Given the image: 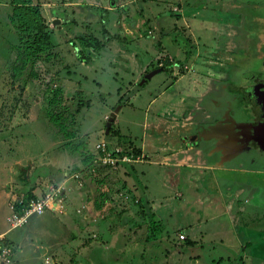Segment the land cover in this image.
Returning a JSON list of instances; mask_svg holds the SVG:
<instances>
[{
	"label": "rangeland",
	"instance_id": "obj_1",
	"mask_svg": "<svg viewBox=\"0 0 264 264\" xmlns=\"http://www.w3.org/2000/svg\"><path fill=\"white\" fill-rule=\"evenodd\" d=\"M34 2L41 6L55 48L49 60L42 56L29 62L15 77L11 68L17 56L14 47L20 40L12 22L11 0H0V232L8 229L9 239L13 238L9 242L15 246L6 257L0 256V264H46L40 238L48 244L60 243L56 253L61 264H264V255H261L264 236L256 234L260 227L250 223L238 232V238L231 230L230 220L240 219L243 216L239 213L246 210L238 212L235 205L225 207L222 201L214 210L206 205L201 207L198 199H193L194 195L198 197L197 193L184 192L181 198L183 188L178 185L180 181V186L197 187V178L202 179L207 173L191 171L195 167L187 166L197 162L185 152L187 145L183 137L190 131L197 133L199 121L212 118L206 110L213 108L216 112L217 107L229 105L241 96L240 82L247 86L252 74L264 76V59L261 60L264 57V0ZM56 20L59 22L55 23ZM82 39L88 44L82 43ZM30 72L37 76H31ZM149 73L152 76L146 79ZM245 75V80H240ZM58 90L62 101L53 106L50 100ZM245 93L251 95L253 104L264 109L255 87L248 86ZM245 109L243 113L251 118V109L247 106ZM56 111H62L59 123L52 120ZM109 122V133H106ZM103 142L140 158L131 164H105L100 161L96 147ZM254 145L264 150L261 144ZM52 160L65 172L52 175L55 183L46 182L35 188L33 194L51 195L56 203L51 211L63 213L67 211L68 199L64 197L63 184L58 182L69 178L66 187L77 185L84 191L80 193L77 225L79 228L82 225L79 232L93 241L92 246L85 245L86 241L79 239L81 234L73 228L66 229L61 221L38 220L36 224L17 228L9 221L12 211L7 203L11 192H7L6 186L12 185L17 195L26 194L21 171L14 163H22V169L29 166L32 175L39 171L38 165H53ZM245 160L239 166L241 169L264 167L263 160L259 163ZM236 179L239 188L233 192L234 201H229V205L251 183L254 193L260 192V198L264 197V172L254 176L238 173ZM168 182L173 185V199L165 196ZM225 186L230 189L237 185L230 187V183H225ZM140 193L145 195L143 201L157 199V217L164 216L170 242L178 243L179 229L183 227L188 232L189 223L193 224V230L197 228L190 231L191 236L204 232L199 235L197 246L189 248L191 253L183 252L163 236L160 241L163 246L147 240V223L135 217ZM242 195L239 199L247 205L249 195ZM169 198L172 203L168 202ZM259 199L256 201L261 203ZM95 202L101 206L91 210ZM121 207L128 209L130 226H127L130 239L125 245L126 253L117 240L112 241L111 235L108 240V235L102 232L108 217H115ZM91 213L98 222L93 221ZM231 216L234 217L231 219ZM42 217L33 215L30 220ZM111 221L116 225L118 218ZM211 231L220 237L232 233L234 239L226 242L229 246L225 247L217 243L220 253L225 250L221 254L205 257L198 248L200 243L210 246L211 241L203 237ZM72 235L79 240L73 241L78 250L67 248L68 243L64 246L63 239L70 240ZM185 239L180 238L187 245L195 241L189 235ZM106 240L114 243L105 248ZM249 243L260 245L254 249L255 255L251 254L253 248L247 247ZM18 244L25 253L16 248ZM47 256L54 258L51 254Z\"/></svg>",
	"mask_w": 264,
	"mask_h": 264
},
{
	"label": "crops",
	"instance_id": "obj_2",
	"mask_svg": "<svg viewBox=\"0 0 264 264\" xmlns=\"http://www.w3.org/2000/svg\"><path fill=\"white\" fill-rule=\"evenodd\" d=\"M233 91H234V88H233ZM215 106H214V108H215ZM211 110L208 109V112L209 111L211 112ZM189 122H190L189 124H191V121H189ZM206 122H207V120H206ZM204 123H205V120L202 121V122L201 121L198 122L197 127L199 128V124L204 125ZM204 132H205V130H204ZM206 132H205V134H203V133L202 134L203 135L207 134L208 136H204V137L199 136V138H196V139L193 138L192 140H189V141L185 140L184 141V143L187 145V149H185L186 150L185 152L188 153V156H189L190 159L196 160V162H197V164H194V163L192 165H188L187 164V166L189 168H194L195 167V169H191V171L196 170L198 172L202 171V172H207V173L202 175L203 176L202 179H198L197 178V187H194V188L193 187H189V186H184V185L180 186V184H182V182L180 183V181H178L179 187L183 188L182 189V191H183L182 194L183 195H182L181 198L184 197V192H188V194L193 192L194 194H196V193L198 194V197H196V195H194L193 199H195V200L198 199L199 203L201 204V207L206 205L209 208L214 210V207H217L216 205L219 202L222 201V204L225 207L231 208L233 205H235L237 207L238 212H240V210H243V211L246 210V212H244V213H239L243 217H240V219H237L236 221H234L232 219L234 216H231V219H232V220H230L231 226H232L231 230L235 232V235L238 238V235H237L238 232H240V231L242 232L243 228L247 227L248 225H250V223H252L256 227H260L256 231V234H259V236L262 238L264 236V227H261L260 225L264 224V200H263L264 197L260 198V196H259L260 192H259V194L257 192L254 193L253 187L251 189V186H252L251 184L252 183L250 184L249 187L246 188L247 189L246 191H242V193L240 194V195L243 194L242 196L249 195L248 197H246L247 205H245L246 202L243 203V200L239 199L240 195H238V198L236 199V201L233 204L231 203L229 205V201H231V200L234 201L233 200L234 198H231L233 192H235L239 188L238 187V182L239 181L236 179L238 173H240V174H248L250 176H254L255 174H258L260 172H264V167H262L261 170H251V169L244 170V169H241V167H239V166H241L242 163L244 161H246L245 160L246 158L251 160L254 163H259V161L262 160V159L261 158H254L252 156L251 152H250L251 155L245 152L244 153V157H241L242 153H240L239 155L229 154L227 152V150H226L227 147H225V144H224L225 141L221 138V135H220L219 132L215 133V131H213V129L212 130L211 129L206 130ZM190 133H191V131L188 132L185 136H188ZM57 148L60 150L59 146H57ZM60 153H62V152H60ZM51 162L53 163V165H49V163H43L41 165H38V169H39V167L43 166L46 169L48 168L50 170H49V173L46 176H39L38 178H36L34 184L32 183L33 185H36L35 188H37V187L39 188L40 186H43L44 184L46 185V182H47V184H50V183L54 184L55 183L54 179H52L51 176L52 175H58V173L62 172V171L65 172L62 169V167H59V165L57 166L58 162H56V160H52ZM207 163H209V164H207ZM129 164H131V163H129ZM33 165H34L33 167L36 166V164H34V163H33ZM14 166L18 167V169H22L24 167V165L22 163H20L19 161L15 162ZM67 166H66V168H67ZM263 166H264V163H263ZM258 169H260V168H258ZM35 170H37V168H35ZM225 174H230V175L228 177ZM224 178H226L225 181H224ZM207 180L212 181L214 184H209L207 182ZM202 181H204L205 184L202 185L201 184ZM58 183H61L64 186L63 187L64 190H65L64 197L66 196L67 199H68L67 200V206L68 207L66 209L67 211H64L62 213V212H60L58 210L51 211L52 210L51 209V210L46 211L45 214L36 215V216H44V217H46V219H44V217H42V218H37V219H34V220H32V219L30 220V218L33 216L32 215L29 218V220H28V222L26 224L30 226L31 224H36L35 221H38V220H47V222L48 221H57V222L61 221L62 222L61 225L62 226H66V229L67 228H69V229L73 228V230L75 232L81 234V238H79V239L80 240L83 239L84 241H86L85 245H88V246L91 245L92 246V242L93 241L91 239L88 240L87 238L82 237V236H84L83 233L79 232V230L82 227V225L80 226V228L77 225V221H78L77 217L80 216L78 214V212H79L78 203L81 201V198H80L81 194L80 193H83L84 191L80 190L77 185H73L74 187L73 186L66 187V185L69 184V178H63ZM184 183H187L186 180H184ZM225 183H230V185H231L230 187H233L234 183H236L237 186L228 189L229 186H225ZM167 184H168V186L165 187L166 190H167L165 196L167 195V197L171 198L172 197L171 193H173V191H172L173 185L170 182H168ZM205 185H206V187H204ZM26 186L27 185H25V187ZM12 187H13L12 185L11 186H9V185L6 186L7 192L8 193L11 192V198L10 199L8 198L9 200H8V203H7V206L9 208V210H10V205L14 201H16L18 199H21L22 197L25 196V195H22V194L21 195L20 194L17 195V191H15V188L12 189ZM34 190H36V189H34ZM258 190H259V188H258ZM25 191H26V189H25ZM206 195H209L210 198L208 196H206ZM35 197H39V196L35 195ZM143 198H145V195H142V193H140V195L138 196V200L139 201H138V204L136 205L139 208V211L136 212L135 217L140 218L142 221H145L147 223V224H145V227L147 228V232H149L148 236L146 237L147 240L154 241L155 243L160 245V241H162L161 239H163V237H165L166 240H168L170 244H174V246L179 247V248L181 247L183 252L187 251V254L191 253L189 248L197 246V244L199 243L200 238H201L199 235H204L203 234L204 232H200V234H198V232H197L196 234H193L191 236L190 231L193 232L197 228L195 230H193V228H194L193 224L189 223V224H187L188 232H185L183 227H181L179 229L180 232H178L177 235H180L179 233L184 234L185 237H186V235L187 236L189 235L190 238L195 240L196 242L194 241V243L192 245H187L186 242H185L186 239L184 238L185 240H180L179 236H177L178 243H174L172 241L170 242V239H169V236H168V232H167V235H166V227H165V224L163 223L164 216H163L162 219L160 217H157V212H158L157 211L158 207H156V206H158L157 205V199H155V201H153V199L149 197L150 198L149 200L143 201ZM170 198L168 199V202L172 203L173 197H172V199H170ZM256 198H258V199L260 198L262 202L260 203V202L256 201ZM154 203L156 205L152 208L151 206H153ZM100 206H101V204H100ZM100 206H99V204L96 205V202H95V205L92 206L91 210H95V207L96 208H100ZM120 209H121V211H119V213H117V215L115 217H112V218L108 217L109 221H107V222L103 221V223L105 222L104 224L106 226V229H105V231L102 230V232H104V233H106L108 235V238H107L108 240L110 239V235L112 236L111 237L112 241L116 242V240H117L118 245L121 246L124 249L123 251L126 253L127 249H126L125 245L128 244L127 240L130 239L128 237V233H130L128 227H130V226H128L129 223H127V218L128 217H127V214H126V212H128L127 211L128 209L126 207H121ZM150 211L152 213H150ZM154 213H155V215H154ZM249 213H253L252 215H250L251 219H247ZM188 214H190V212H188ZM91 217H92V219H94L93 220L94 222L97 221L94 218V217H96V215L92 216V213H91ZM252 217H254V219H252ZM114 218L115 219L118 218V223L116 225L113 224L114 223L113 221H111V220H114ZM200 218H201V215H200ZM161 221H162V223H161ZM199 222H204V221L199 220ZM87 223L90 224L91 222L87 221ZM159 223L161 224V226H159ZM26 224H24V225H26ZM93 224H95V223H93ZM238 224H240V228L238 227ZM86 228H88V227L86 226ZM164 228H165V230H164ZM88 229H90V228H88ZM91 230H93V228ZM156 230H158V232H156ZM8 231H9L8 229H2L1 232H0V236H2V235L4 236L5 234H7V237H8V233H7ZM119 234L122 235V238L120 237V239H118L119 238ZM98 235H99V233H98ZM213 237H217V238H220V239L213 238ZM89 238H90V236H89ZM203 238H205L204 239L205 241L206 240L211 241V244H210L209 247H206L202 243H200V245H199L198 251L200 253L204 252V256L205 257L208 256V255H210V256L214 255L215 256V254L220 253L218 251L217 243L218 244H223L224 247H225V246H229V245H225L226 242H232L233 239H234L232 233L230 235L226 234V235L220 237L218 235L214 236L212 231L206 237L204 236ZM11 239H13V238H10V240ZM40 239H41L40 246L43 247L42 249L44 250V253L46 254V264H61L58 261L59 256L57 257V253H56V250L60 247V243H57V241H55L56 243L53 242L51 244H48V242H44L42 238H40ZM125 239H126V241H125ZM66 240L63 239L64 246H65V243H68V244H66V246L68 245L67 248H69L70 250L74 251L76 249L77 250L79 249V247H76V249L74 248L75 247L74 242L76 240H78V238L75 235H72L70 240L69 239L67 241ZM11 241H13V240H11ZM121 241H123V242L121 243ZM19 242H20V240H19ZM111 242H108L106 240V242H105L106 243V245H105L106 247L105 248L109 247V244H111ZM114 242H112V243H114ZM182 242H184V245L182 244ZM105 243H103V244H105ZM161 245L163 246V243H161ZM64 246H63V248H66ZM82 247L84 248V246H82ZM247 247L249 249L253 248V249H251V251H252L251 254L255 255L256 253L254 252V249L255 248H259L260 245L259 244L254 245V243H249L247 245ZM14 248H15V246H14ZM16 248L21 253L22 252L25 253V251L23 250L22 246L20 247L19 244L17 245ZM156 250L158 251L159 249L157 248ZM223 251H225V250H223ZM226 252H228V251H226ZM49 253L52 256H54V258H50L51 256H47V255H50ZM261 255H264V251H262ZM200 258H201V256H200ZM9 260H10V258H9Z\"/></svg>",
	"mask_w": 264,
	"mask_h": 264
},
{
	"label": "trees",
	"instance_id": "obj_3",
	"mask_svg": "<svg viewBox=\"0 0 264 264\" xmlns=\"http://www.w3.org/2000/svg\"><path fill=\"white\" fill-rule=\"evenodd\" d=\"M11 4L13 7L12 22L16 31L18 32V37L20 40L19 45L17 44L14 47V49L17 51V56L15 61L12 63L11 68L13 71V76L16 77L27 67L29 62L37 61L36 59H39L42 56H45L46 60H49L50 56L53 55L52 53L55 48V43L53 41L52 34L49 31L47 20L42 13L40 4H36L34 0H11ZM85 40L82 39V43L88 44ZM167 65H169L168 61L166 62V66ZM30 75L37 76L35 72H30ZM59 95V90L53 94V97L50 100V103L53 106L58 105L62 101L59 98ZM60 109L61 108H59V110ZM59 112L62 111H56L55 115L53 114L52 116V120H56V123H59L60 118H62ZM61 127L65 129L63 126ZM89 161L90 159H86V162ZM49 170L50 169L47 168L44 171H40L39 168L38 172H34L32 175H30L29 166L26 169H20L21 178L23 179L24 184L27 186L25 187V196L21 199H18L20 200L19 202H15V209L17 211L21 212L22 205L27 204L29 200H37L38 197H35L33 194L36 185L33 184L36 178L39 176H46L49 173ZM9 241L11 240L6 236L0 240V244L3 247L9 248L13 252L14 247L12 246V242Z\"/></svg>",
	"mask_w": 264,
	"mask_h": 264
},
{
	"label": "flooded vegetation",
	"instance_id": "obj_4",
	"mask_svg": "<svg viewBox=\"0 0 264 264\" xmlns=\"http://www.w3.org/2000/svg\"><path fill=\"white\" fill-rule=\"evenodd\" d=\"M262 59H264V57L261 58V60ZM253 76L254 74H252L251 77L248 76L249 84H247V86L240 82V80H245L246 75L242 76L240 80L238 79L240 82L238 85L241 87V96H237L235 100L232 97V103L229 105L223 104L221 108L220 106L217 107L216 112L215 109H212L211 112L209 111L210 113L206 110L205 113L208 117L212 116V118L207 120L208 123L205 120L206 124L204 123V125L199 124V128H196L197 133H190L188 136H184L183 141L192 140L193 138L196 139L199 138V136H208L207 134H203H205L206 130L213 129L215 133H220L221 138L225 141L224 144L229 154L239 155L242 153L241 157H244L245 152L250 155L252 153L254 158H261L264 161V150H260L254 145V143L257 142L264 147V109H260L257 105L253 104L254 100L252 101L251 95L245 93V89H247L248 86H253L264 102V76L262 78ZM235 90H237V88H235ZM225 92L228 94L226 90ZM221 94L224 95L225 93L221 92ZM229 94L232 95L233 93L229 92ZM242 105H244V109L246 106L249 110L251 109L253 115H249L252 119L243 113V108H240ZM187 118L188 122L190 119L189 117Z\"/></svg>",
	"mask_w": 264,
	"mask_h": 264
},
{
	"label": "built area",
	"instance_id": "obj_5",
	"mask_svg": "<svg viewBox=\"0 0 264 264\" xmlns=\"http://www.w3.org/2000/svg\"><path fill=\"white\" fill-rule=\"evenodd\" d=\"M98 149V153L100 155V161H103L105 164H112L115 165L117 163H132L139 160V156L132 155L133 153H124L122 150L113 148L109 144L98 143L96 145ZM20 201V200H16ZM11 205V216L9 217V221L12 222V227L17 228L21 227L22 225L26 224L29 218L34 214H43L44 212L51 210L52 206L56 203L53 201V197L45 196V197H38L37 200H29L27 204L22 205L21 212L15 209V202ZM23 204V201H22ZM180 238L184 239V235H180ZM1 240V239H0ZM4 249V250H3ZM11 250L7 247H3L0 244V256L6 257L10 254Z\"/></svg>",
	"mask_w": 264,
	"mask_h": 264
},
{
	"label": "water",
	"instance_id": "obj_6",
	"mask_svg": "<svg viewBox=\"0 0 264 264\" xmlns=\"http://www.w3.org/2000/svg\"><path fill=\"white\" fill-rule=\"evenodd\" d=\"M56 22H59V20H56L55 23H56ZM159 69H160V68H159ZM160 70H161V69H160ZM151 76H152V74L149 73V75H146V79H149ZM114 116H115V115L113 114L112 117H111V119H110L111 121H113ZM110 124H111V123L109 122V123H108V127H107V132H106V133H109Z\"/></svg>",
	"mask_w": 264,
	"mask_h": 264
}]
</instances>
